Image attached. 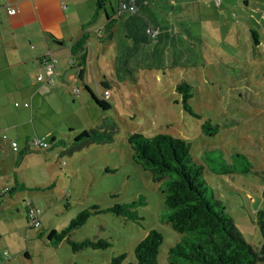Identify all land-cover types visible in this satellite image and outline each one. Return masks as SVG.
<instances>
[{"label": "rangeland", "instance_id": "374dc122", "mask_svg": "<svg viewBox=\"0 0 264 264\" xmlns=\"http://www.w3.org/2000/svg\"><path fill=\"white\" fill-rule=\"evenodd\" d=\"M110 1L116 8L117 0ZM206 1L214 12H204L202 24L192 26L191 36H178L182 42L175 48L169 44L158 52L133 50L118 31L119 24L113 26L117 35L110 39L107 34L99 37L95 34L98 32H90L91 66L85 74V86L74 84L73 92L59 88L55 91L59 95L33 102L38 110L34 120L42 130L47 122L65 132L69 131L70 127H65L68 123L81 132L104 127L103 122L109 121L116 124L114 140L90 142L72 154H62L61 149L33 151L18 168L10 160L9 168L0 170V191L11 180L14 183L15 173L26 184L24 190L13 196L7 194L0 201V249L10 254L8 260L0 257L1 264H111L113 257L124 251L127 257L121 264H135V246L151 229L163 235L158 259L159 264H168L169 247L181 234L161 222L163 194L151 173L133 160L127 139L130 132L147 136L170 133L189 142L194 159L205 166L204 177L214 196L224 201L247 242L259 247L262 235L258 212L264 205V0H248V5L247 0H223L221 6L215 0ZM106 8L111 13L108 3ZM91 12L87 5L82 9L90 21ZM104 22L102 9L90 26L101 28L103 33ZM251 30L261 38L256 49ZM102 79L109 86L101 84ZM183 80L192 85L190 103L201 118L184 109L182 93L176 88ZM93 95L109 102L111 108L103 110ZM8 105L14 111L26 109L16 107L14 100ZM208 119L220 125L215 136L201 131V123ZM29 125L25 123V127ZM211 149H222L226 159L244 153L253 169L261 173L234 178L219 175L203 155L204 150ZM140 196L146 205L133 208L137 220L103 211ZM28 201L40 211L39 227L29 229ZM93 205L103 212L93 213L85 225L71 232V239H106L111 242L109 247L73 251L67 239L57 246L50 244L52 230L62 231L81 210Z\"/></svg>", "mask_w": 264, "mask_h": 264}, {"label": "trees", "instance_id": "16d2710c", "mask_svg": "<svg viewBox=\"0 0 264 264\" xmlns=\"http://www.w3.org/2000/svg\"><path fill=\"white\" fill-rule=\"evenodd\" d=\"M107 1L109 0H96L93 19L82 24V33L71 45V53L80 66L79 73L82 72L88 61V41L91 33L85 29L96 21L99 11L104 9L106 12L107 19L104 30L107 33L106 38L109 39L114 34L113 26L123 17L122 15L118 18L111 16L106 8ZM135 4L137 10L135 13H127L126 29L124 30V35L128 37V46L133 44L134 48L141 44L147 45V48L154 52L162 50L169 44L175 48L178 45L177 36L183 33L191 36L192 26L200 23L198 6L193 2H189L183 10H180L177 4L170 0L165 2V5L168 6L166 9L163 5L151 0H136ZM149 28L157 33L150 34ZM251 33L253 46L256 49L260 42V36L256 30H251ZM131 40H133L132 44ZM119 66L120 59L118 58L117 70H119ZM118 76L121 80L119 74ZM105 82L103 80L101 84L108 85ZM176 88L182 93V103L187 114L201 118V114L195 112L190 103V99L194 96L191 83L183 80ZM87 89L90 91L89 87ZM93 97L103 110L111 108V104L106 100L99 99L95 95ZM103 126H96L81 132L69 129L64 138H52L47 149L59 148L62 150V154H72L76 149H80L90 142L103 141L104 139L113 141L116 124L105 121ZM219 130L220 125L213 124L210 119L201 123V131L209 136H215ZM70 135L73 137L69 138ZM127 139L133 149V160L151 173L153 182L158 184L159 190L163 194V205L160 211L161 222L169 223L174 230L181 234L177 243L169 247L168 264L264 263V205L258 212V224L262 238L259 247H254L247 242L236 226L224 201L214 196L213 189L208 186L204 177L205 166L196 162L189 142L170 133L147 136L139 132H130ZM29 152V150H22L15 160L14 166L18 167ZM223 153L222 149L203 151V155L208 158L206 162L210 169L216 171L217 174H227L234 178L235 175L250 172L261 173L253 169V164L246 154L235 153L226 159ZM14 176V185L11 188L5 186L0 191V201L7 194L13 196L26 188V184L18 180L17 173ZM262 196L264 199V188ZM139 205H146L143 196L131 202L114 204L103 211H112L126 219L137 220L138 214L133 208H137ZM31 209H35V207L31 201H28L26 219L29 229L34 228L31 224ZM103 211L98 205L81 210L62 231L52 230L50 232L48 236L50 244L57 246L61 241L67 239L73 251L88 247L93 249L109 247L111 242L106 239H84L83 241L71 239L72 231L85 225L93 213L98 214ZM163 240L161 232L151 229L135 246V264H159L158 255ZM126 257L127 252L124 251L113 257L111 264H121Z\"/></svg>", "mask_w": 264, "mask_h": 264}, {"label": "crops", "instance_id": "0c3cea01", "mask_svg": "<svg viewBox=\"0 0 264 264\" xmlns=\"http://www.w3.org/2000/svg\"><path fill=\"white\" fill-rule=\"evenodd\" d=\"M151 1L163 5L164 9L168 7L165 5L167 0ZM170 1L176 3L180 10L186 8V5L189 2H193L194 5L198 6L200 12V25L203 21L202 14L204 12H214L206 0ZM93 2L94 0H0L1 171H5V168H9L10 160L13 162L14 166L15 160L19 157L20 152L24 149L30 151L25 155L24 159H26L27 155L31 154L33 151H42L31 149L29 147L30 140L33 137L41 138L42 140L49 143L52 138H64L66 134H68V131L65 132L63 130L64 128H59L58 126L49 124V122L45 124V128L43 130L40 129L37 125L38 123H36L34 120L35 114L38 112V110L36 107H34L33 102H39L40 100L45 102L48 97L54 96V94L57 93L55 91H57L59 88H62L65 91L68 90L73 92L72 89L74 84L81 82L85 86L87 83L85 80V74L87 73L88 67L91 66V61L88 60L86 66L83 67L82 72L79 73L80 66H78V62L74 59V56L71 53V45L79 38L80 34L82 33V24L88 23L90 21L89 17L82 13V9L85 8V5H87L90 12L94 11L91 12L94 15L96 4ZM107 3L111 9V16L113 15L115 18H118L120 15L123 16L119 19V21H117L116 24H119L118 31L120 34L125 39H128V37L124 35V30L126 29L125 20L128 16L127 12L121 13L120 15L117 14L118 0L116 8L112 5L110 0L107 1ZM222 3L223 0L220 6ZM246 4L248 5V0L246 1ZM8 5L16 7L17 12L13 15H10L7 11ZM203 6H205L206 9L203 10ZM91 7L94 10H90ZM221 16L222 14L220 17ZM106 19L105 12V22L103 27H105ZM85 30L91 33L92 31H98L97 36L99 37H105L107 34L105 31L102 33L101 28L92 29L91 26ZM112 30L114 33L113 36L117 35L113 28ZM126 42L128 44V40H126ZM180 42H182V40L180 41V39L177 38L178 45ZM132 43L133 40H131V44ZM260 43L261 38L257 47H259ZM132 45L131 48L133 50L136 48H142L146 50L147 48V45L144 44H141L135 48ZM120 46V48L123 49V43L120 44ZM50 56L56 58L57 60L55 64V69L57 72L55 77L57 80L53 83L47 82L48 77L45 74L44 62L42 60L44 57ZM38 74L43 75L42 81L37 80ZM89 80H92V76L89 77ZM101 81H103V79ZM105 83L108 84L107 81ZM57 94L59 95V93ZM11 100H14V105L16 107H22L26 109L21 111L12 110L8 105ZM26 102L30 105L25 106L24 104ZM16 103L18 105H16ZM28 110H30V112ZM45 118L47 119L48 117L45 116ZM27 122H30V125L25 127V123ZM70 125L71 124L66 123L65 127H70L69 129H73ZM72 137L73 135L69 136V138ZM11 141H16L18 143L16 149L11 147ZM46 150L50 151L53 149ZM5 161H7V165H4ZM3 165L5 166L4 168ZM13 185L14 183L11 180V182H8V185L5 186L11 188Z\"/></svg>", "mask_w": 264, "mask_h": 264}, {"label": "built area", "instance_id": "2783aa9c", "mask_svg": "<svg viewBox=\"0 0 264 264\" xmlns=\"http://www.w3.org/2000/svg\"><path fill=\"white\" fill-rule=\"evenodd\" d=\"M136 0H118V15H120L121 13H135L137 10V6L135 4ZM222 2V0H215L216 5H220ZM7 11L10 15H13L17 12V8L12 6V5H8L7 6ZM148 32L150 34H156L157 31H152L151 28L148 29ZM44 62V70H45V74L47 75V82L49 83H53V80L55 79V64H56V58L53 57H44L43 59ZM37 80L38 81H42L43 80V75L42 74H38L37 75ZM108 91V90H107ZM106 91V93H107ZM106 95V94H105ZM16 105H18L16 103ZM25 106H29V103H25ZM10 145L13 149H16L18 143L16 141H11ZM49 146V143L47 141L42 140L41 138L38 137H33L30 140V145L29 147H31L32 149H36V150H45L47 149ZM39 209H31L30 211V217H31V224L34 227H39L41 224V220H40V216L39 215ZM0 257L3 260H8L10 257L9 251L7 250H1L0 249Z\"/></svg>", "mask_w": 264, "mask_h": 264}]
</instances>
